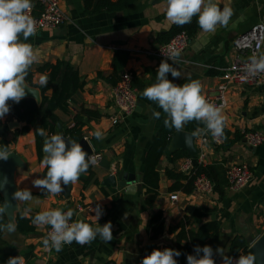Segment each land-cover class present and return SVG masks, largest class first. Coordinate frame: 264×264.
Masks as SVG:
<instances>
[{
  "label": "crops",
  "instance_id": "0c3cea01",
  "mask_svg": "<svg viewBox=\"0 0 264 264\" xmlns=\"http://www.w3.org/2000/svg\"><path fill=\"white\" fill-rule=\"evenodd\" d=\"M58 1L66 17L62 26L41 30L24 41L33 45L39 57L29 70L30 78H26L34 96L25 98L33 99L36 106H40L43 96L52 95L51 89L42 91L43 86L39 82L41 76L46 75L40 72V68L58 61L69 63L78 72L83 86L68 100L67 112L60 109L54 111L57 118L54 125L46 120L48 126H54L52 132L49 128L46 131L49 136L58 134L57 124H60L65 137L70 140L65 130L75 126L73 117L80 114L81 108L96 110L100 113L98 119L82 118L81 139L88 143L91 152H100L102 158L98 165L90 166V175L87 172L82 174L87 180L79 178L76 184L71 185L69 199L61 193L55 196L46 194L32 185L34 179L42 178L45 168L42 166L43 158H38L34 128L30 127L20 134L25 123L12 113L7 114L0 120V146H7L13 160L17 161L13 169L16 191L31 189L33 199L16 201L17 209L13 217L6 212L0 217V224H6L10 219L16 223L17 214L30 218L42 210H75L78 204L83 210L76 212L77 220L101 225L111 221L113 237L106 242L97 236L83 246L75 242L64 244L62 250L56 252L43 245L48 226L32 224L33 233L24 235L17 229L11 234L0 232V264H5L9 257L19 255L24 257L25 264H103L107 261L113 264H141L142 259L155 249H176L175 234L169 229L184 218L188 219L189 228L194 231L206 222H218L217 247L223 248L226 255L235 236L244 237L248 246L250 243L247 240L253 242L259 238L264 233V142L251 147L243 140L242 134L255 131L264 138V86H230L226 90L223 114L227 116L224 131L229 141L224 140L222 145L200 146L198 137L203 131L199 135L195 133L197 129H205L202 122L191 121L179 130L194 136L197 153L202 148L203 166L218 165L224 178L222 194L215 192L205 196L171 191L174 181L166 176V170L174 168L176 172H181L180 167L186 157L173 162L172 154L186 151L181 148L172 150L169 143L157 166L158 196L148 207L144 203L146 190L142 183L144 158L158 120L153 117V112L159 111L161 115L164 112L142 93L156 82L157 69L163 60L144 52L161 45V39L173 25L166 18V0H138L122 11L94 14L85 12L83 0ZM218 3L221 7L227 4L234 10L228 26H218L215 33H205L198 26L187 49L174 65L180 77L173 78L171 73L168 74V79L178 85L192 79L200 80L205 96L216 94L221 83L220 76L232 64L234 40L256 22H264V0H218ZM20 39L23 41L22 35ZM120 50L128 53L122 72H131L133 86L137 89V107L125 116L118 115L112 99L114 84L111 81L116 78L112 74V61ZM261 53H264V44ZM168 62L172 63L171 60ZM122 72H118V80ZM113 117H116V123L112 122ZM97 131L101 132V139L96 138ZM42 153L44 157L43 146ZM232 164H247L252 172V180L241 190H233L228 183L225 184L226 167ZM122 173L128 178L135 177L134 194H128L126 188L112 189L103 185L107 177H118ZM116 183H121L120 179ZM171 193H177L176 202L170 201ZM97 204L104 211L99 221L94 212ZM0 206H3L1 195ZM157 212L162 213L164 231L153 239L147 231V224ZM214 259L216 264H222L220 255Z\"/></svg>",
  "mask_w": 264,
  "mask_h": 264
},
{
  "label": "clouds",
  "instance_id": "9594fccd",
  "mask_svg": "<svg viewBox=\"0 0 264 264\" xmlns=\"http://www.w3.org/2000/svg\"><path fill=\"white\" fill-rule=\"evenodd\" d=\"M166 18L177 26H184L198 16V25L205 33H215L218 26L227 27L234 14L233 8L225 4L221 7L218 0H166ZM34 7L32 0H0V120L10 113L12 103H20L31 88L26 82L31 66L38 62V53L33 45L26 43L36 34L37 22L31 15ZM23 36V41L20 37ZM180 53L173 52L163 60L156 75V82L143 90V97L158 104L166 114L164 124L166 127L181 130L191 121L202 122L205 129H197L199 135L202 131L210 132L213 138L222 136L227 126V116L223 114V106L209 102L203 92V84L198 79L178 85L168 79L171 73L173 78H179L180 72L174 67L179 62ZM172 63H169L168 60ZM243 71L248 77H255L264 73V53L253 52L248 58ZM47 76H41L40 85L46 86ZM27 90V91H26ZM161 113L153 112V117L159 119ZM38 134L44 138V157L42 166L47 172L43 178L32 181L33 187L39 188L46 194L53 196L64 191L63 186L74 185L79 177L86 173L90 166L97 162L95 155H89L81 143L75 140H66L63 134H53L42 128H37ZM97 139L102 138L100 131L95 133ZM7 146H0V160H7L10 156ZM7 177L0 182V188L7 185ZM33 199L31 189H18L12 194V200L28 202ZM12 205L11 200H4L0 206V217L5 215ZM95 218L99 221L104 214L101 205L94 209ZM75 211L69 208L42 210L31 218L35 226H50V231L43 239L46 248L60 252L64 244L83 246L90 244L99 236L103 241H111L113 237V224L108 221L88 223L84 220L73 221ZM16 223L10 219L6 224H0V232L15 233ZM195 254L187 255V264H216L214 257L220 255L222 264H256L255 254L241 252L238 259L225 254V250L217 247L215 250L205 245H196ZM202 253V255H201ZM182 253L173 248L163 250L155 249L146 255L141 264H178L176 259ZM5 264H25L23 256L9 257Z\"/></svg>",
  "mask_w": 264,
  "mask_h": 264
},
{
  "label": "trees",
  "instance_id": "16d2710c",
  "mask_svg": "<svg viewBox=\"0 0 264 264\" xmlns=\"http://www.w3.org/2000/svg\"><path fill=\"white\" fill-rule=\"evenodd\" d=\"M137 1L138 0H83V6L85 12L90 14L102 11L117 12L129 8ZM32 3L34 5L33 13L34 15H37L40 11V6L36 0H32ZM197 21V16H194L192 22L185 24L184 26H177L173 24L170 28V31L167 32L161 39V44L168 42L174 35L183 31L187 33L191 40V37L194 35L196 29L199 26ZM127 58L128 53L121 50L116 52L113 57L112 74L116 78L115 80L111 81V83L114 85L118 80V72H122ZM40 72L44 73L48 79V83L46 86L42 87V91L51 89V97L43 96L40 106H36L34 100L29 98L22 99L18 104L10 102V113H12L19 121L25 123V126L19 132L20 134L27 132L30 127L34 128L38 158L42 159V146L44 138L38 134L37 128L42 127L45 130L49 128V132L53 131L54 126H48L46 120H50L52 125H54L57 122L54 111L56 109H60L64 112H67L68 100L73 95V93L82 88L83 81L78 72L65 61H58L54 64H45L42 68H40ZM27 78H30L29 74ZM39 115H41V119H38ZM83 117H85L87 120H94L100 117V113L96 110L81 108L80 114H77L73 117L76 123L75 126L71 129L65 130V134L70 140L77 141L81 139V127L84 124L82 121ZM165 118L166 114L163 113L157 120L155 133L151 139L144 158L142 183L146 190L144 203L148 207L153 205L158 196L157 190L159 174L157 171V166L161 156L169 146L172 134L176 131L175 128H169L165 126ZM222 137L223 139L225 137L224 140L229 141L227 140V134L225 131ZM230 143L231 141L229 144ZM184 157H187V154L184 151H176L172 154V161L175 162L176 160ZM46 172L47 169L45 167L42 171V178L44 175H46ZM87 173L89 175L91 174L90 167L87 170ZM200 174H204L211 180L214 185L213 193L217 192L218 194H222L224 178L222 176L221 170L218 168V165L203 166L196 164L193 166V169L189 174L176 172L174 168L166 170V176L174 181L171 191L179 190L186 194L192 192V182L194 178ZM79 178L84 181L88 179L82 175ZM225 184H227V179H225ZM32 217L23 218L20 214H17L16 229L21 234L25 235L34 232V226L31 222ZM147 231L151 233L153 239H156L163 233L164 224L161 212L155 213L150 218L147 224ZM169 231L175 234V239L177 242L176 250H179L182 253L176 258L178 260V264H187V255L195 254L193 249L196 245L201 247L209 245L215 250L219 239V224L216 221L206 222L194 231L189 228L188 219L184 218L176 226L170 228ZM247 248L248 245L245 241V238L242 236H235L230 242L228 256L235 257L241 252L247 254ZM103 264L113 263L111 261H107Z\"/></svg>",
  "mask_w": 264,
  "mask_h": 264
},
{
  "label": "built area",
  "instance_id": "2783aa9c",
  "mask_svg": "<svg viewBox=\"0 0 264 264\" xmlns=\"http://www.w3.org/2000/svg\"><path fill=\"white\" fill-rule=\"evenodd\" d=\"M40 6V11L37 15H34L33 8L31 15L35 18L36 32L45 29H56L62 26L66 17L63 11L59 7L58 0H36ZM190 42V38L186 32H179L174 35L168 42L159 45L157 48L144 52L146 55L158 58L160 60L167 59L173 52H179L180 55L187 49ZM264 44V22L258 21L253 24L246 32L240 34L233 42V50L235 56L232 64L224 69V72L220 76L221 83L217 88L215 95H207L206 99L216 104L217 106H226L225 93L230 86H243V85H259L264 86V73H261L255 77H248L246 72L243 71L245 64L248 62V58L253 52L260 54ZM170 60V59H169ZM131 72L124 71L120 75L119 80L112 88L113 104L117 110L118 115H128L134 112L137 107V89L132 84ZM112 122L116 123V117L112 118ZM243 140L251 147H257L264 142L263 135L259 132L249 131L243 132ZM200 146L206 144H212L214 146L222 145L224 139L222 136L213 138L211 133L203 132L198 137ZM90 155H95L97 162L94 166L98 165L102 154L100 152L92 151ZM204 155L202 148L197 153V164L203 165ZM192 158L186 157L183 159L180 170L183 174H189L193 169ZM225 176L228 186L233 190H241L252 180V172L247 164H232L226 167ZM192 192L208 196L214 192V185L211 180L204 174L196 176L192 182ZM169 199L172 202L178 200L177 193H171ZM81 205H75V215L73 221L77 220L76 212L82 211ZM67 211V210H64ZM50 231V226L46 229ZM238 256L233 258L238 259Z\"/></svg>",
  "mask_w": 264,
  "mask_h": 264
},
{
  "label": "water",
  "instance_id": "95a60500",
  "mask_svg": "<svg viewBox=\"0 0 264 264\" xmlns=\"http://www.w3.org/2000/svg\"><path fill=\"white\" fill-rule=\"evenodd\" d=\"M26 96H34V92L28 91V94ZM57 127H58V134L64 135L61 125L57 124ZM65 139L68 140L66 137ZM193 141H194L193 135L186 133L184 131H177L171 137L170 149L174 150L177 148H181L185 150L187 155L192 158L193 164L196 165L197 164L196 156H197L198 151L195 148ZM77 143H81L84 150L89 155L91 154V149L88 143L84 139L77 141ZM13 159H14L13 156L10 155L6 161L0 160V182H2L5 177H7V180H8L7 185L3 188H0V195L2 196L3 202L4 200H11L12 202V205L8 208V211H7V213L9 214L11 218L13 217V214L15 210L17 209L16 201L12 200V194L16 191L13 185V169L17 164V161H14ZM116 178L120 179L121 183L117 184ZM134 178L135 177L128 178L125 174L122 173V175H119L118 177L117 176L107 177L104 180L105 182L103 185L105 187H109L112 189H116L117 187L126 188V192L128 194H134L135 189H136V185H135L136 181ZM63 187H64V191L61 194L65 199H69L70 191H71V184H69L68 186H63ZM247 242L250 243V245L247 248V253L251 252L255 254L256 264H264V233L259 238H257L255 241L251 242V240H247Z\"/></svg>",
  "mask_w": 264,
  "mask_h": 264
}]
</instances>
